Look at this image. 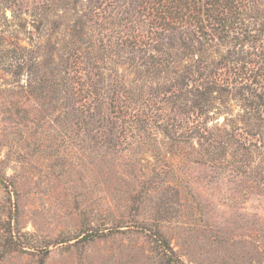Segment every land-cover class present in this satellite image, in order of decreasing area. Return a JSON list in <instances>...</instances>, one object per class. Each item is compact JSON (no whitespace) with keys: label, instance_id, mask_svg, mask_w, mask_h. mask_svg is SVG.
<instances>
[{"label":"rangeland","instance_id":"obj_1","mask_svg":"<svg viewBox=\"0 0 264 264\" xmlns=\"http://www.w3.org/2000/svg\"><path fill=\"white\" fill-rule=\"evenodd\" d=\"M152 1L0 0V264H165L155 230L178 264H264V41L193 53Z\"/></svg>","mask_w":264,"mask_h":264},{"label":"trees","instance_id":"obj_2","mask_svg":"<svg viewBox=\"0 0 264 264\" xmlns=\"http://www.w3.org/2000/svg\"><path fill=\"white\" fill-rule=\"evenodd\" d=\"M156 1L158 6L151 13L154 21L161 27L162 32H170V29H175L177 24L175 19L183 21L186 14L191 17L194 31L189 40L190 38L191 40H197V43L200 44L194 47L193 53L196 51L201 53L200 55L206 54L208 47H213L219 41L225 43L229 40L228 42L231 41L230 43L239 47L264 41V0H259L260 5L258 0ZM156 1L152 4L153 6ZM138 5H141V2ZM250 20H254L253 29L249 26ZM252 63L249 60V62H244L242 65H248L247 70H250L249 65ZM242 65L240 64V67ZM190 71L194 75L197 74V79L193 78L194 80L189 84L192 87L191 91L195 92L196 100L197 98L210 99L215 92L222 90L225 80L218 64H215V62L207 64L206 61L198 58V61L190 67ZM123 97L125 100L126 97ZM194 128L199 133L202 130L200 124L195 125ZM150 237L163 247V262L165 264L180 263L177 253L160 232L155 230L154 237L151 235Z\"/></svg>","mask_w":264,"mask_h":264}]
</instances>
